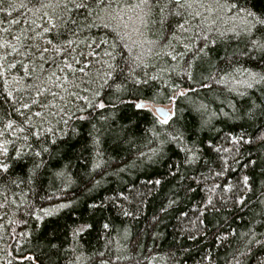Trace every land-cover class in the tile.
Here are the masks:
<instances>
[{"label": "trees", "instance_id": "trees-1", "mask_svg": "<svg viewBox=\"0 0 264 264\" xmlns=\"http://www.w3.org/2000/svg\"><path fill=\"white\" fill-rule=\"evenodd\" d=\"M209 1L211 2L203 0L204 3ZM13 2L17 5L24 3L27 7L14 10L8 8L7 3L4 5L6 11H0V36L14 42L13 37L21 32L26 36L41 34V25L44 23L39 18L43 11L39 9L41 0ZM249 7L262 10L264 0H249ZM194 10L197 8L190 9L189 12ZM7 12H11V16ZM185 16L189 20L190 31L177 33V40L171 39L167 28L160 31L159 25L152 26L151 30H144L143 35H140L130 30L133 27L130 22L126 31L131 36L127 42L132 44V52L128 53L125 49V58L140 56L143 64L137 68L138 73L146 71L149 75L163 77L160 81L150 82L153 84V91H167L164 85L173 82L186 87L189 82L183 78V65L191 58V53L183 60L178 56L177 61L171 60L165 53L184 52L183 43L187 42L185 37L204 29L201 34H207L209 39L217 38V42L214 46L209 45L212 49L209 56L215 66L205 63L203 75H215L218 80L223 78V82L209 81L212 83L211 88H200L198 93H191L193 107L204 102L212 110L222 107L224 111H230L228 100L236 103L237 107L250 106L252 101H256V96L260 95L259 91L253 95L252 90H248L246 97H238L230 91L233 88L244 91L237 83L245 79L242 69L260 70L247 56L242 55L245 50L243 37L232 36V30L239 23L233 20L219 21L205 11L195 19L187 13ZM227 16L230 19L232 14L228 13ZM76 19L80 25L77 35L73 36L71 32L60 29L61 34L53 40L54 43L58 40L62 44L67 40L77 41L72 46L71 54L65 53L67 61L73 63V67H79L92 59L91 50L82 41L105 37L111 41L115 36L110 29L99 26L100 20L95 21L98 26H91L94 16L86 18L81 13ZM180 19L174 16L170 18V22ZM70 27L76 29V25ZM221 33L224 35L221 36ZM53 36L55 33H50L44 39L37 37L32 41L25 40V43L43 47L46 46L47 39H52ZM149 40H158L159 43L149 44L146 42ZM133 41L136 43L133 44ZM169 41L173 47H168ZM72 57L80 61V65L75 64ZM8 59L16 63L13 74L19 81L18 84H13L9 78V87L15 91L16 96H34L35 91L30 86L39 82L24 76L20 67L23 57L10 54ZM62 60L63 57L57 55L43 64L42 77L45 78V83L42 87L47 91L39 99L52 105L67 106L74 111L72 104L66 103L68 93L80 92L85 95L87 93L82 90L94 85L82 82L88 78L77 72L75 77L68 75V78L79 85L78 88L67 84L65 87L68 91L65 92L57 86L62 83L57 78L67 74L59 71L64 67ZM23 62L28 63L27 60ZM173 65H178L175 71L172 70ZM161 68L168 71L161 73ZM53 72L56 76L48 81L46 78ZM195 76L200 79V72ZM3 91L4 86L0 81V96ZM52 93L58 95L54 98ZM60 95L65 97L64 101L60 100ZM220 101H224V105ZM164 104L166 101L161 100V106ZM16 106L19 107L18 104ZM180 107L186 110L187 115L189 104L186 102ZM51 110L55 112L56 108ZM6 111H11L10 105L0 102V116ZM193 116H196L195 112L188 117V122L194 128L195 135L186 133V142L189 146L195 143L198 149L196 163H189L186 159L189 154L176 145H166L159 156L149 160L151 150L159 147V142L149 131L152 127L151 118H146L143 113L138 114V110L131 105H120L114 116V130L120 132L123 128L124 131L121 133L119 147L115 136H106L101 143L102 159L108 161V164L104 165L107 172L102 179L96 172H92L100 180L99 185L88 183L92 164L101 159L96 156L91 138L87 135L91 125L71 121L76 126L78 135H72L68 128L65 129L67 135L57 132L44 145L49 147L52 156L50 158L47 153H42L46 163L41 169L39 182L30 184L25 180L19 187L10 181L6 186L4 182H0V201L4 199L2 193L6 192L9 200H15L20 205L17 208L15 204L9 203L6 208H0V264H33L23 259L29 255H35L43 264H53L55 260L59 264H81L75 260L80 252L85 256L103 252L111 264H264V169L260 167L264 164V141L258 139L264 135V117L258 114L255 121L245 122L225 120L223 116H218L213 120L214 127L201 130L199 117L196 116V123L193 124ZM12 118L23 119L15 115ZM57 119L58 116L53 120L54 125ZM241 135L246 139L251 138L252 143L234 145L231 142ZM52 140L56 143L52 144ZM141 153L147 155L142 157ZM250 159L256 160L257 166L249 165ZM117 164L120 167L125 164L129 166L124 171L117 172ZM31 166V159L26 156L25 162L17 166L12 179L26 177ZM62 170L64 176L55 175ZM97 171H103V168ZM245 175L250 177V191L243 184ZM157 180L160 181L159 184L156 183ZM241 197L244 198V203L238 204L236 201ZM209 199L212 201L211 205L208 203ZM27 203L37 209L41 206L55 208L61 203L69 206L51 217H45L43 224L32 232V239H28L27 234L36 226V222L24 214ZM94 204L103 207L97 210L92 207ZM84 223L91 224L92 228L74 240L72 229ZM104 223L109 224L108 229L103 228ZM44 231L57 237L54 243L58 246L62 244L56 256L52 255L53 250L46 246L45 241L36 239ZM22 232L25 235H21ZM253 232L260 243L253 242L246 247ZM72 246L77 247L75 254L68 250ZM85 264H92V261Z\"/></svg>", "mask_w": 264, "mask_h": 264}, {"label": "snow or ice", "instance_id": "snow-or-ice-1", "mask_svg": "<svg viewBox=\"0 0 264 264\" xmlns=\"http://www.w3.org/2000/svg\"><path fill=\"white\" fill-rule=\"evenodd\" d=\"M6 3L8 8L14 10L27 7L24 3L17 5L13 0H0V11H6L4 7ZM196 6L203 7L209 12L231 13L232 17L238 18L239 24L232 30V36L234 38L243 37L245 50L242 55L247 56L255 67L260 70L242 69L241 72L245 79L237 81V83L244 91H240L238 88L230 89V91H233L238 97L248 96V90H252L253 95L256 91H259L260 95L256 96V101H259V103L252 101L250 106L237 107L236 103L228 100L227 106L230 111H224L222 107L212 110L209 104L204 102H200L193 107L191 93H198L200 88H211V82H223V78L218 80L215 75H203L205 71L203 65L205 63L212 67L215 66L209 56L212 50L209 45L214 46L217 42V38L209 39L207 34H201L205 31L204 29L185 37L187 42L183 43L184 52L178 54L165 53L173 61H177L178 56L183 60L186 55L191 53V58L186 60L183 65V78L189 82L186 87H181L178 83L173 82L164 85L167 91L160 89L153 91V84L150 82L160 81L163 77L161 75H149L146 71L142 74L138 73L137 68L143 64L140 56L125 58V49L128 53L132 52V44L127 42L131 39V36L126 31L130 22L133 24L132 30L140 35H143L144 30H151L152 26L159 25L160 31L167 28L171 39L177 40V33H188L190 31V23L185 13L193 19L201 15L199 11L189 12L190 9H194ZM39 9L43 10L39 18L44 22L41 25V34L26 36L21 32V34L13 37L14 42L0 36V81L4 86L0 102L9 104L11 107V111H6L0 116V182H4L5 186L8 181L16 187H19L21 183H25V180L30 184L39 182L42 175L41 169L44 168L46 163L42 153H47L50 158L52 156L49 147L44 145L57 132L67 135L65 129L68 128L71 129L72 135H78L76 126L70 123L73 120L80 121L83 125H91L87 135L91 138L96 156L101 157V159H97L92 164L88 183L94 182L99 185L100 180H97L92 172H96L102 179L107 172L104 165L108 164V161L102 159L101 143L106 136H115L117 147H119L121 133L124 131L123 128L120 132L114 130L116 124L114 116L120 105H131L138 110V114L143 113L146 118H151L152 127L149 131L159 142V147L151 150L152 155L148 156L149 160L159 156L166 145H176L186 154H189L186 156L189 163H196L198 149L195 143L189 146L186 142V133L195 135L194 128L188 122V117L192 115V112H195L196 116L199 117L198 124L201 130L214 127L213 120L218 116H223L225 120L245 122L255 121L258 114L264 117V9L256 10L254 7H249V0H243V2L241 0H223V2L221 0H211L210 3H204L203 0H41ZM81 13L85 14L86 18L95 17L91 26H98L95 21L100 20L101 24L99 26L110 29L115 36L111 41L106 37L82 41L91 50L92 59L80 65V61L72 57L74 63L80 65L79 67H73V63L67 61L65 53L70 55L73 50L72 46L76 45L77 41L67 40L66 43L62 44L58 40L54 43L53 40L61 34L60 29L71 32L73 36L77 35V29L80 25L76 17ZM7 15L11 16V12H7ZM174 16L181 19L172 23L170 18ZM70 25H76V29L71 28ZM186 25L189 26L186 27ZM50 33H55V36L52 39H47L46 46L41 47L34 43H25V40L32 41L37 37L44 39ZM223 35L221 33V36ZM146 42L153 45L159 43L158 40ZM135 43L136 41H133V44ZM168 47H173L171 41H169ZM10 54L23 57L20 67L23 69L24 76L39 82L30 86L35 91L34 96L31 94L16 96L15 91L9 87V78H11L13 84L19 83L13 74L16 63L8 59ZM57 55L63 57L62 63L64 64V67L60 68L59 71L62 73L67 72L64 77L57 78L58 81L62 80V83H58L57 86L65 92L68 91L65 87L67 84H73L74 87L78 88L79 85L68 78V75L75 77L77 72L81 73L82 77L88 78L82 82L94 85V87L82 90L87 93L85 95H81L80 92L68 93L66 103L72 104L74 111L67 106L52 105L39 99L47 91L46 88L42 87L45 83V78L42 77L43 64L53 60ZM117 57H120V59L118 60ZM24 60H27L28 63H24ZM177 66L173 65L172 70L175 71ZM167 71L166 68L160 69L161 73ZM197 72L201 74L200 79L195 76ZM53 76H56V73L53 72L46 79L51 81ZM194 85H199V87ZM52 95L55 98L58 94L52 93ZM59 98L61 101L65 100L63 95H60ZM249 99L251 98L249 97ZM161 100L166 101V104L161 106ZM186 102L189 104L187 115L185 114L186 110L180 107L181 104ZM224 103V101H220L221 105H224ZM17 104L19 107L16 106ZM52 108H56V111L53 112ZM96 113H98V116ZM13 115L23 117V119H13ZM57 116L59 119L55 120L54 125L53 120ZM196 116H193V124L196 123ZM60 125L63 126L60 127ZM258 139L264 141V135L259 136ZM231 142L234 145H241L251 144L252 140L241 135L238 138H233ZM51 143L55 144L56 141L52 140ZM33 145H35V148ZM36 148L39 150H36ZM145 155L147 154L141 153L142 157ZM26 156L31 159L32 164L26 177L12 179L17 166L25 162ZM248 164L257 166V161L250 159ZM128 166V164H125L124 167H120L117 164L115 170L117 172L124 171V168ZM260 167L264 169V164ZM102 168L103 171H97ZM21 171H23L22 167ZM55 175L64 176L65 173L62 170L55 173ZM249 179L250 177L245 175L243 184L250 191ZM156 183L159 184L160 181L157 180ZM2 194L4 199L0 201V208H6L9 203L15 204L17 208L20 207L15 200H9L6 192ZM236 202L243 204L244 198L241 197ZM208 203L211 205V199ZM68 206L61 203L57 204L55 208L41 206L37 209L31 203L25 204L24 214L36 222V226L27 234V238L32 239V232H35L36 227L43 224L45 217H51ZM92 207L101 210L103 206L94 204ZM22 222L27 223L26 221ZM91 228L92 225L88 223L78 225V227L72 229L73 239L75 240ZM103 228L108 229L109 224L104 223ZM21 235H25V233L22 232ZM36 239L45 241L46 246L53 250V256H56L62 247V244L58 246L54 243L57 237L47 231L38 234ZM253 242L260 243L255 239L254 232L246 247ZM68 250L75 254L77 247L72 246ZM119 258L117 257V259ZM23 259L33 262V264H43L35 255H29L23 257ZM75 260L81 262V264H85L89 260L92 261V264H111L110 259L103 252H95L91 256H85L83 252H80L79 255L75 256ZM53 264H59V261L55 260Z\"/></svg>", "mask_w": 264, "mask_h": 264}, {"label": "rangeland", "instance_id": "rangeland-1", "mask_svg": "<svg viewBox=\"0 0 264 264\" xmlns=\"http://www.w3.org/2000/svg\"><path fill=\"white\" fill-rule=\"evenodd\" d=\"M205 3H210V1L209 2H205ZM195 8H197V10L196 11H199L200 12V14L202 13V12H207L208 14H212L217 20H219V21H231V20H233L235 23H239V20H238V18H234V17H231L230 19H228V13H225V12H220V13H217V12H215V11H213V12H209V11H206L205 10V8H201V7H199V6H197V7H195ZM133 29V27H131L130 28V30H132Z\"/></svg>", "mask_w": 264, "mask_h": 264}, {"label": "bare ground", "instance_id": "bare-ground-1", "mask_svg": "<svg viewBox=\"0 0 264 264\" xmlns=\"http://www.w3.org/2000/svg\"><path fill=\"white\" fill-rule=\"evenodd\" d=\"M241 79V78H240Z\"/></svg>", "mask_w": 264, "mask_h": 264}]
</instances>
